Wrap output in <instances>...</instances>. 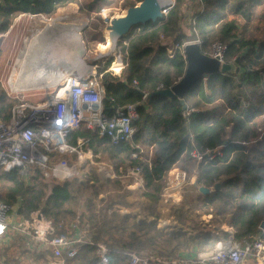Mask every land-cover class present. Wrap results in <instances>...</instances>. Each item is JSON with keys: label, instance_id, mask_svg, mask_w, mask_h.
<instances>
[{"label": "trees", "instance_id": "trees-1", "mask_svg": "<svg viewBox=\"0 0 264 264\" xmlns=\"http://www.w3.org/2000/svg\"><path fill=\"white\" fill-rule=\"evenodd\" d=\"M81 1L2 0L0 34L6 33L19 15L50 17L69 4L80 6ZM84 1L80 12L95 14L101 20L102 10L120 0ZM142 1L128 0L126 9ZM263 4L264 0H176L157 23L131 31L124 45L126 58L120 76L113 74L110 67L116 57L123 60V45L117 48L116 56L104 57L109 60H103L104 67L97 71L106 92L104 112L111 115L119 106L140 103L135 135L113 145L108 137L83 124L69 134L68 142L77 146L78 140H86L85 149L107 157L117 175L142 168L144 190L139 196L125 189L121 179L104 181L94 167L63 183L47 180L35 169L26 179L17 170L8 174L0 167V199L9 205L21 200L22 217L29 219L40 212L53 222L57 234H68L70 223L79 218L94 242L112 250L108 264L127 263V257L118 253L121 251L148 249L158 255L174 256L180 251L212 247V236L196 222L202 214L227 220L238 238L257 234L264 222V37H243L238 17L243 10L252 16L254 8ZM93 29L98 30L99 25ZM192 37L201 40L202 51L215 42L226 43V61L241 57L240 65L249 66L239 77L210 75L187 92L184 104L177 97L155 96L160 85L173 86L185 74L187 61L182 46ZM169 50H174L172 57ZM244 50L247 53L242 54ZM119 64L120 70L114 66V71H121L122 63ZM145 93L148 97L144 101ZM13 105V100L0 94L1 121H9ZM185 112L190 115L186 117ZM219 147L222 157L195 163L197 185L211 192L197 196L187 192L179 204H164L161 194L169 173L180 162L191 160L192 151ZM137 153L139 156L132 158ZM217 184L221 185L218 190ZM191 190L195 188L190 186ZM102 194H106L104 201L99 200ZM78 202L84 209L80 215L75 210ZM123 208L136 212L142 222L122 215ZM165 211L176 219L183 234L169 237L157 228L156 221ZM50 257L53 259V254ZM67 264L103 263L96 246L82 245Z\"/></svg>", "mask_w": 264, "mask_h": 264}, {"label": "built area", "instance_id": "built-area-1", "mask_svg": "<svg viewBox=\"0 0 264 264\" xmlns=\"http://www.w3.org/2000/svg\"><path fill=\"white\" fill-rule=\"evenodd\" d=\"M175 3L176 0H169L165 15ZM247 14L248 10H243L241 16ZM1 37L3 35L0 34V39ZM189 43L201 46V40L192 37L183 44L182 49ZM173 51L169 50L171 57ZM227 51L228 45L218 41L202 52L219 59L223 64L227 62ZM239 66L243 73L249 64H246V67ZM110 71L117 76L122 72ZM134 85L137 87L138 82L134 81ZM173 86L160 85L157 91ZM105 93L104 86L97 74H94L88 78L71 77L45 102H28L17 97L18 101L11 109L9 121H0V167L8 174L17 170L26 179L29 178L30 170L35 169L47 180L63 183L78 178L84 168L92 164L98 167L106 180L117 178L111 162L100 161V155H95L90 149H82L87 145L86 140H79L77 146L68 142L69 134L80 130L83 124L89 129L98 130L100 135L108 137L113 145L133 138L136 132L134 121L139 117L140 103L119 106L108 115L103 109ZM147 97L148 93H145L143 100ZM111 101L114 102V99ZM84 105L87 106L86 109L83 108ZM93 105H99L98 110L92 109ZM189 115V112H185L186 117ZM139 154H133L132 158L136 159ZM74 155L77 159L72 162ZM190 156L196 164L209 163L222 157L223 152L221 147L205 151L194 150ZM94 158L99 159V162H95ZM191 177L185 170L173 171L161 194L164 203H179L186 192L185 187L191 183ZM120 178L131 179L139 188L144 187L142 168H131ZM128 189L132 187L128 186ZM198 189L201 192L200 187ZM20 207V202L9 205L0 199V242L9 232L21 234L42 247H51L55 259L52 264H67L68 260L77 256L82 245L96 246L101 262L109 263L112 250L102 243L94 242L80 219L71 223L72 236L66 233L57 234L53 222L45 219L40 212L33 214L29 219H12V214ZM156 224L158 229L169 237L181 232L178 224L164 218L158 219ZM209 233L214 245L205 250L179 252L174 256L158 255L150 250L118 253L127 257V264H264V229L260 228V231L251 237L238 238L235 228L227 222L220 227H212Z\"/></svg>", "mask_w": 264, "mask_h": 264}, {"label": "crops", "instance_id": "crops-1", "mask_svg": "<svg viewBox=\"0 0 264 264\" xmlns=\"http://www.w3.org/2000/svg\"><path fill=\"white\" fill-rule=\"evenodd\" d=\"M165 1L169 2V0H165ZM70 6H74L75 7L74 10H76V11L70 10V8H69ZM63 10H65V12L60 13ZM37 16H38V18L36 19L35 17H37ZM90 19H91L90 16H88L85 13L80 12V8L77 4L72 3V4H69L65 7L60 8L54 15H52L50 17H46L44 15H31V14L19 15L13 20V23H12L11 27L9 28V30L6 33L1 34V35H3V37L9 36V34H11L14 30H19L17 28L24 26V28H25L24 30H26L25 31L26 33L23 36L24 38H22L23 41L19 47L18 55H17L16 59L20 55L21 50L25 47L30 50L29 53H31L33 51L32 49H30V45H29V42H31L33 45L37 46V50L40 52H35L32 55H29L28 58H33L36 61H40L41 58H43L42 56H44V55L52 56L53 57L52 62H53V60L57 61L59 63L62 61H68L71 64V66L77 67V70L81 71V74L87 75L89 77V76H93L94 74H97V71L100 68V66H98V65L97 66H90V65L86 64V62H85V58L87 56L86 51L84 52V56L82 58V61L84 62L85 67H82V66L80 67V65L78 63H76L77 65H74V62L72 61V59H73V57H72L73 56L72 55V51H73L72 45L80 42L82 44L84 50L86 49V47H85L86 37H85V35H83V33H84V30L90 25ZM21 21H24V23H22ZM82 22L84 24L82 26V29L80 31L75 30L76 25L79 23H82ZM66 26L69 27L70 30H67L66 28H64ZM59 33H60V35H59ZM48 34L50 36H48ZM75 34H77V35H75ZM60 48H61V51H60ZM48 49L50 50V52ZM51 51H52V54H51ZM57 53H58V55H57ZM24 54H27V53L24 52ZM16 59H15V62H16ZM115 62L113 64L112 70H114L115 65H117L119 62L122 63L123 60L118 58L115 60ZM123 64L124 63H122V68H123ZM13 66H12V68H13ZM102 67H104V64ZM122 68H121V70H122ZM65 78H64L63 84H62L63 81L58 84L59 88H62L65 85V83L71 77H69V78L65 77ZM8 81H9V79L6 80L5 86H3L4 84L0 85V88L7 87L6 88L7 90H5V91L0 89V94H5L7 96V98L10 100H18L17 97H19V98L21 97V99L26 100L27 98L25 96H20V94L23 95L26 93L14 94L11 91V89L9 88ZM0 83H1V80H0ZM61 84H62V86H60ZM59 88H56V89H59ZM50 89H53V88L37 90V91H48ZM37 91H32V92H37ZM10 93H12L14 96H9ZM28 93H30V92H28ZM47 100L48 99L44 98L41 101L28 100V102L31 101L34 103H40V102H45ZM9 117H10V113H9ZM0 121H1V119H0ZM4 122H6V121H4ZM82 149L84 150L85 147L83 146ZM76 159H77V156L74 155L72 158V162L73 161L75 162ZM82 172H84V170ZM120 176L121 175H117V178H115V179H121L122 181H126V182L128 181L129 182L128 186L132 187V189H130V190L134 194L138 195V194L142 193V191L144 190V187L139 188V186L135 185L131 179L129 180V179L120 178ZM197 177H198V174L196 173L195 180H197ZM18 202H20V206H21V200H18L17 203ZM17 203H15V204H17ZM19 209H21V208H19ZM19 209H17V212L15 214L14 213L12 214V216H11L12 219H16V220L26 219V218L22 217L21 214H18ZM121 212H122V215L129 216V217L135 219L136 222H138V223H141L143 220V218L140 215H138L136 212L131 213L130 211H124V210H121ZM160 218H163V217H160ZM84 229H85V227H84ZM68 235L69 236L73 235L71 224L69 227ZM195 250H199V249H192L189 251H195ZM48 251H50V252H48ZM189 251H180V252L186 253ZM50 253L53 254V250L51 247H48V246L42 247L41 245L30 241L27 237H25L21 234L14 233V232H9L7 237L2 242H0V264H52V262L55 259L54 258L52 259L50 257ZM53 257H54V254H53Z\"/></svg>", "mask_w": 264, "mask_h": 264}, {"label": "rangeland", "instance_id": "rangeland-1", "mask_svg": "<svg viewBox=\"0 0 264 264\" xmlns=\"http://www.w3.org/2000/svg\"><path fill=\"white\" fill-rule=\"evenodd\" d=\"M127 1L128 0L114 1L113 4L110 5V7L103 9L101 12V17H102L101 20L99 19L100 17H98L95 14L90 15V18H91L90 19V25L84 30V33H83V35H85V37H86V40H85L86 41L85 51L87 54V56L85 58L86 64H88L90 66H97L98 65V66L102 67L104 64V63H102V61L103 60H109V59H104V57L111 58V56L117 55V52H118L117 49L114 48L113 45H111L110 39L107 36L106 32L103 33V29L106 26V22H105L106 19H111L113 17H120V16H123L126 14ZM80 4L84 6L86 4V2L84 0H82L80 2ZM80 6H79V8H80ZM262 14H264V4L261 6L255 7L254 13L252 16L247 14L244 17H242L241 15L238 17L239 23H240V30H241V32L244 30L243 37H247L249 39L251 38V39H255V40H260L261 38L264 37V19H261ZM24 21H21V22L24 23ZM96 25H99L98 30L93 29V27ZM244 26H246V27H244ZM17 29H19V30H14L11 34H9V36L1 37V39H0V80H1L0 85L4 84L3 86H5L6 80L9 79L8 85L14 94L26 93L23 95L20 94V96H25L28 100H33V101H41L44 98L49 99L53 95H55V93H57L59 91V89H60L59 85L52 87L53 89H50L48 91L34 90L37 92H32V91L16 92L12 89L13 87H12V84L10 83V77H11V74L14 70L16 62L18 60V58L16 59V57L18 55L19 47L23 41L22 38H24L23 36L26 33L25 32L26 30H24L25 29L24 26L19 27ZM105 40H106V42H105ZM60 51H61V48H60ZM245 53H247V50H244L242 54H245ZM106 54H108V55H106ZM57 55H58V53H57ZM15 59H16V62H15ZM116 59H118V58L116 57ZM12 66H13V68H12ZM111 68L112 67H110V70H112ZM241 74L242 73H240L237 76L239 77ZM6 88L7 87H2L0 89L5 91V90H7ZM56 88H59V89H56ZM45 89H49V88H45ZM39 90H43V89H39ZM28 92H30V93H28ZM12 96H14V95H12ZM13 101L15 104L18 100H13ZM98 160L99 159L94 158L95 162H99ZM100 161L107 162V161H109V159L105 156H101ZM91 167L96 168L97 173L100 174L102 176V178H104V181L108 182L109 180H112V179L106 180L105 177L103 176L102 172H99L98 167L95 165H92V164H90L87 168L85 167L84 172H89ZM175 170H185L188 172V174L190 176H192L191 177L192 178L191 183L185 187V191H186L185 194L187 192H192L196 196L202 194L201 192H199V189H198L199 186L197 185V180H195L196 166H195V162L192 159L188 160V161L180 162L177 165V167H175L169 173V175ZM81 174H80V176H81ZM168 179H169V176H168ZM127 182L122 181V185H124L125 189L130 190V189H128L129 182L128 183ZM167 182H168V180H167ZM190 186H193L195 188V190L190 191ZM184 195H183V197H184ZM138 196H139V194H138ZM183 197H182V199H183ZM105 199H106V194H102L99 197V200L104 201ZM82 201H83V199H82ZM179 203H177V204H179ZM164 204H166V203H164ZM177 204H168V205H177ZM100 206H101V204H100ZM75 208H76L75 210L77 211L78 215H80L84 211L81 202H78V204L75 205ZM121 210L130 211L131 213L133 212L132 210H128V209H124V208ZM121 210H120V213L122 214ZM162 217L166 220H170L171 222H173L176 225L178 224L176 219L173 216H170V213L168 211H165V213L163 214ZM77 219H79V218H77ZM77 219H75V220H77ZM69 221H67L66 223H68ZM196 222L198 223V225L202 231L210 232V230H212V227H220L222 224L227 223L228 221L227 220L224 221L220 218H214V216L211 214H202L199 218H197ZM213 245H214V243H213ZM143 250H148V249H143ZM125 264H127V263H125Z\"/></svg>", "mask_w": 264, "mask_h": 264}, {"label": "water", "instance_id": "water-1", "mask_svg": "<svg viewBox=\"0 0 264 264\" xmlns=\"http://www.w3.org/2000/svg\"><path fill=\"white\" fill-rule=\"evenodd\" d=\"M167 6L168 4H162L156 0H143L136 6L128 8L125 15L105 20L106 26L103 29V33H107L110 43L114 48L117 49L120 44L123 45V60L126 58L125 41L131 31L140 25L157 23L158 20L164 17V11L167 9ZM183 52L187 61L185 74L172 88L156 91L154 93L155 96H162L165 98L177 97L181 100V103L184 104V98L187 92L200 81L207 79L210 75L222 73L229 76H237L241 73V68L239 66L241 64V57L237 58L234 62H225L221 64L219 59L205 55L202 52L201 46L197 43L185 45ZM83 108L86 109L87 106L84 105ZM98 108L99 105L92 106L94 110H98ZM184 110H186V106H184ZM220 187L221 185L217 184L215 189L218 190ZM200 190L202 194H209L211 192L210 189L204 187H201ZM18 214H21V209L18 210ZM260 228L264 229V222L261 224ZM181 234H183L182 229L179 234L173 235L172 237Z\"/></svg>", "mask_w": 264, "mask_h": 264}, {"label": "bare ground", "instance_id": "bare-ground-1", "mask_svg": "<svg viewBox=\"0 0 264 264\" xmlns=\"http://www.w3.org/2000/svg\"><path fill=\"white\" fill-rule=\"evenodd\" d=\"M156 1L162 4H168L165 0H156ZM69 8L70 10H74L75 7L70 6ZM63 12H65V10L61 11L60 13ZM35 18L37 19L38 16ZM83 25H84L83 22L77 24L75 30L80 31ZM64 28L70 30L69 27L67 26ZM48 36L50 35L48 34ZM29 45H30V49H32L33 51L29 53L30 50L26 47L21 50V53L18 57V60L10 77V83L12 84L13 87L12 89L14 91L26 92V91H34V90L45 89L50 87L52 88L57 86L62 81L63 84L65 77L88 78L87 75L81 74V71L77 70V67L71 66V64L68 61H62L59 63L53 60L52 62L53 57L46 55L42 56L43 58H41L40 61H36L33 58H28L29 55H32L35 52H40L37 50L36 45H33L31 42H29ZM72 48H73L72 61L74 62V65H77L76 63H78L80 67L81 66L85 67L84 62L82 61L85 52L82 44L80 42H78L77 44L75 43L72 45ZM24 52H26L27 54H24ZM115 68L119 71L120 64L118 63L115 66ZM62 84L60 86H62Z\"/></svg>", "mask_w": 264, "mask_h": 264}]
</instances>
